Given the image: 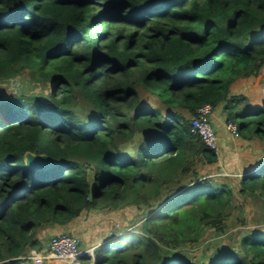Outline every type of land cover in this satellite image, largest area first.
<instances>
[{"label": "trees", "instance_id": "trees-1", "mask_svg": "<svg viewBox=\"0 0 264 264\" xmlns=\"http://www.w3.org/2000/svg\"><path fill=\"white\" fill-rule=\"evenodd\" d=\"M262 69L264 0H0V84L28 73L39 92L50 85L47 98L0 94V264L44 250L39 230L101 212L125 226L129 209L138 231H111L94 264H264V228L246 216L240 241L208 262L185 254L246 199L264 205V165L238 191L203 177L218 154L191 132L205 104L235 123L230 88ZM250 123L264 138V109ZM27 153L56 166L30 169Z\"/></svg>", "mask_w": 264, "mask_h": 264}, {"label": "crops", "instance_id": "crops-1", "mask_svg": "<svg viewBox=\"0 0 264 264\" xmlns=\"http://www.w3.org/2000/svg\"><path fill=\"white\" fill-rule=\"evenodd\" d=\"M230 97H233V112L238 115L235 117V123L240 125L241 120L245 119L246 123L249 122L250 129L246 130L247 138L241 134L240 137H235L227 128V114L224 106L215 110L212 123L216 127L219 148L216 152L218 163L214 165L213 170L219 169L220 174H215L226 177L225 182L229 184L233 181L232 185L235 191H238L243 177L256 173L264 165V138L258 136L256 127L250 123L264 109V69L258 77L243 78L234 82L230 88ZM108 216L111 217L110 214ZM81 224H88L91 229L96 230L92 238L89 239V236L82 233L84 227ZM106 226L103 230L100 229L99 226L93 225L91 218L88 221L77 222L72 228L63 231L55 227L39 230L36 238L46 249L48 244L44 240L50 235L53 237L59 233H71L81 238L83 248H89L100 246L107 240L105 235L103 237L98 233L100 231L106 233ZM116 227L119 228V226Z\"/></svg>", "mask_w": 264, "mask_h": 264}, {"label": "rangeland", "instance_id": "rangeland-1", "mask_svg": "<svg viewBox=\"0 0 264 264\" xmlns=\"http://www.w3.org/2000/svg\"><path fill=\"white\" fill-rule=\"evenodd\" d=\"M35 85H36V83H34L32 81V79L30 78L29 74L26 73L22 77H19L17 80H14V81H11L8 83L7 82L1 83L0 84V94H3L5 96H10L13 94L35 95L36 93H38L40 95L44 94L43 95L44 97H46V96L48 97V93L50 90L49 84H46V83L40 84L39 90L41 92H39L37 90V87ZM154 102L156 103V99L151 98L150 103L152 105H154ZM76 110L78 112H80L81 114L86 115V114H89V112L91 111V107L89 106V104L87 102L84 101V99L79 98V102H78V105L76 107ZM241 123L245 124L246 123L245 119H242ZM213 126H214V129L216 130L215 125H213ZM249 129H250V126L248 125L246 127V130L248 131ZM144 135L145 134H143V135L138 134V136L134 140L135 142L131 143L133 145L127 144L126 146H122L121 149L122 150H127V149L130 150V148L132 146L137 145V143L144 138ZM199 166L195 167L194 171H197ZM208 167L204 168V170H203V168H201L199 170L200 172H202L203 177H204V175L208 176V175H213L214 173L220 174L218 172H221V171H219V169L212 171V169L210 167L209 168ZM187 179H188V177H187ZM230 183L233 184V181H231ZM235 185H237V184H235ZM246 203L248 205H247V207L244 206L245 211L243 213H242L243 208L242 209L237 208L234 211H232L231 216L226 221L225 233H222V235H221V234L214 233L213 230H211V229L210 230L207 229L205 231V234H206L205 238L199 243V246H196L194 248H190L191 246H187L185 254L189 253L190 255H192L196 259H198L200 262H208V259H209V257H211L214 249H217L218 246H220L223 242L224 243L225 242L226 243H232V241L233 242L240 241V239H241L240 233L243 231V229L246 226V224L245 225L243 224L241 219L245 216L249 217L250 222H251L250 224H247L248 225L246 227L247 229L251 228V227H254L255 229L256 228L260 229L259 228L260 226L262 228H264V205H263V203H261L256 197L248 198ZM110 213H112V212L96 213V214H93L91 217L92 221H93V225L99 226V228L102 230L105 228L106 225H108V227L106 226V233H104L103 231H102V233H101V231L98 232L101 234V236L104 237V235H105V237H107V238L109 237V239L112 238L113 234L111 233V231H114V228L117 225L119 226V228L118 227L115 228L114 232H116V234H117L115 236H121V235H124L127 233L129 234L133 231H138V226H139V224H141V222H139L141 219V216H137V215H139L138 214L139 212L137 211V209L136 210L135 209L127 210L128 214L133 213V216H134V214H137V215L134 218L132 216L133 221L135 220L134 222L133 221L130 222L128 219H126L125 226H123V224L120 222L121 219H114L113 221L109 220V219H111L108 216V214H110ZM91 218H89V219H91ZM253 223H255L257 225H253ZM81 225H83V227H84V230L82 231V233L89 236V239L92 238L93 234L95 233L96 230L91 229V226H88V224H81ZM85 225H86V227H85ZM51 237L52 236L50 235L49 238H46L44 240V242L46 244H48ZM89 239L86 238L87 241H89ZM189 254H187V255L189 256ZM48 264H51V263H48ZM54 264H58V262H54Z\"/></svg>", "mask_w": 264, "mask_h": 264}, {"label": "built area", "instance_id": "built-area-1", "mask_svg": "<svg viewBox=\"0 0 264 264\" xmlns=\"http://www.w3.org/2000/svg\"><path fill=\"white\" fill-rule=\"evenodd\" d=\"M215 110L211 104L200 107L196 116L191 119V132L200 137L210 150L217 152L218 137L212 123ZM227 128L235 137H240L236 123L227 122ZM96 248L97 246L83 248L82 240L78 236L59 233L50 239L46 249L31 250L29 254L21 257V260L22 264H94Z\"/></svg>", "mask_w": 264, "mask_h": 264}, {"label": "water", "instance_id": "water-1", "mask_svg": "<svg viewBox=\"0 0 264 264\" xmlns=\"http://www.w3.org/2000/svg\"><path fill=\"white\" fill-rule=\"evenodd\" d=\"M25 165L33 170H47L56 166V162L47 155H35L27 153L25 155ZM93 198V187H90L88 199Z\"/></svg>", "mask_w": 264, "mask_h": 264}]
</instances>
